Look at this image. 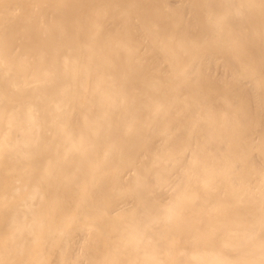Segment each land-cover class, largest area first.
<instances>
[{"label": "bare ground", "instance_id": "6f19581e", "mask_svg": "<svg viewBox=\"0 0 264 264\" xmlns=\"http://www.w3.org/2000/svg\"><path fill=\"white\" fill-rule=\"evenodd\" d=\"M0 264H264V0H0Z\"/></svg>", "mask_w": 264, "mask_h": 264}]
</instances>
